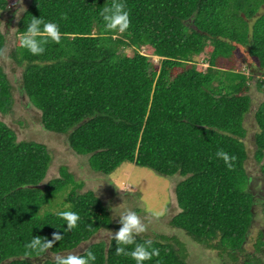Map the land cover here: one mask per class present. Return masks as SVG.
Wrapping results in <instances>:
<instances>
[{"label": "trees", "instance_id": "16d2710c", "mask_svg": "<svg viewBox=\"0 0 264 264\" xmlns=\"http://www.w3.org/2000/svg\"><path fill=\"white\" fill-rule=\"evenodd\" d=\"M114 2L130 13L123 33L107 30L100 15ZM9 12L8 0H0V57L6 47L2 17ZM33 17L57 23L62 34L39 56L19 45ZM16 35L9 56L22 69L18 89L39 111L43 129L65 135L70 149L100 175L112 176L129 164L182 177L174 188L179 212L169 226L237 264L256 218L245 167V119L253 74L260 76L255 88L264 94V0H29ZM203 52L206 68L197 62ZM13 90L0 65L1 116L12 110ZM254 120V159L264 178V102L254 109ZM219 150L234 157L231 169L217 157ZM51 162L44 144L17 141L0 120V264H56L49 257L76 250L102 230L114 236L122 227L93 191H77L82 184L65 167L43 185ZM69 210L80 216L71 230L58 215ZM56 232L63 239L46 251L27 246L33 237L51 240ZM263 238L260 231L257 253L263 252ZM149 240L159 255L144 264H187V248L177 237L135 236L137 244ZM117 247L111 236L78 255L94 253V264H136L117 255ZM134 247L125 246L128 252ZM244 256L243 264H264Z\"/></svg>", "mask_w": 264, "mask_h": 264}, {"label": "rangeland", "instance_id": "374dc122", "mask_svg": "<svg viewBox=\"0 0 264 264\" xmlns=\"http://www.w3.org/2000/svg\"><path fill=\"white\" fill-rule=\"evenodd\" d=\"M28 4L29 0H22V4H16V0H8L11 12L4 14L2 17V30L6 34V47L3 55L0 57V65L4 68L10 83L14 87V105L10 114L6 116L0 115V120L15 132L17 141H34L47 147L52 162L43 185L51 179L59 178L60 168L65 167L67 172L73 177V180L76 183L82 184L81 189L77 191L80 193L93 191L111 212L114 223L120 222V215L126 210L145 209L146 213H143L144 215L142 213H137V215L146 226V231L136 236H148L149 239H153L158 235L177 237L187 248V264H236L226 255H224L223 259H220L217 250L206 249L194 242L184 231L169 226L171 217L179 212L175 202L174 188L177 183L183 180L182 177L179 175L164 177L149 169L136 167L135 165L130 166L129 164H122L120 168L115 170L112 176L100 175L90 169L87 157L76 155L70 149L65 135H57L43 129L40 125L39 111L31 106L25 94L19 92L18 87L20 88L22 69L9 56L10 51L17 45L19 39L16 35L17 22ZM7 21L11 22L10 27H6ZM251 22L253 23V21ZM127 53L130 52L127 51ZM144 53L145 51L143 50L142 54ZM245 56H247V53L244 56L240 53L237 55V58L243 61ZM207 58V52H203L198 56L197 62L199 66L206 68L207 64L203 60ZM151 59L156 64L160 61L157 57ZM246 60L250 61L248 57ZM238 65L242 67V62ZM224 67H228V65L226 64ZM235 70L239 71L241 69L236 66ZM242 71L250 75L247 67H243ZM258 79L259 77L254 75L253 86L250 92L252 109L245 119V127L248 133L245 139L248 154L245 167L252 179L249 190L255 195L256 218L250 228L247 242L243 248L245 250L244 255H252L264 262V248L263 252L257 253L254 247L258 241L259 232H264V201L259 202L262 199L264 200V193H260L262 191L260 186L264 183V178L261 175L259 163L254 159L255 149L253 146V135L258 130L254 120V109L264 102V94L258 92L255 88V83ZM70 187L68 186V192L71 189ZM63 201V197L57 199L51 210L53 212L58 211ZM156 213L161 214L156 215ZM113 234L112 231L102 230L90 241L81 244L76 250L63 254V256L68 254L78 255L87 245L92 242L106 241ZM244 255L239 256L237 264H243V260L246 258ZM55 257L49 258L53 260ZM41 261L44 262L43 259Z\"/></svg>", "mask_w": 264, "mask_h": 264}, {"label": "clouds", "instance_id": "9594fccd", "mask_svg": "<svg viewBox=\"0 0 264 264\" xmlns=\"http://www.w3.org/2000/svg\"><path fill=\"white\" fill-rule=\"evenodd\" d=\"M17 3L22 4V0H16V4ZM100 15L104 21L105 28L109 31H118L123 33L130 26V13L126 9L123 2H114L110 6L104 7L100 12ZM61 35L62 34L57 23L45 22V20L40 17H33L31 22L28 24L27 31L22 34L19 40V45L22 49L27 50L31 55L39 56L44 53L45 45L49 41L59 44L61 41ZM244 50L247 51L246 49ZM251 61L250 63L254 64ZM251 74L252 72H250V75ZM254 75L255 74H253V77ZM258 77L260 79V76ZM216 155L224 161L225 165L229 169L232 168L233 165L231 161L234 160V157H231L223 150H219ZM160 214L161 213H156V215ZM58 215L66 221L68 230L76 228L77 222L80 220L79 214L70 210L60 211L58 212ZM120 222L122 227L115 233L114 236H112V239L120 245V247H117L116 249L117 255L130 256L133 260H135L136 264H144L145 261H149L154 256L159 255L158 250L151 247L150 240L145 241L143 244L135 243V236L146 231V226L141 222L136 212L126 210L122 215H120ZM62 239L63 236L60 232H56L53 233L51 240H47L45 238L41 239L39 236L33 237L27 246L33 250L43 252ZM133 244H135L134 250L131 252L126 251L125 246ZM55 260L56 264H94L96 256L90 251L86 256L76 254L63 256L58 254L55 257Z\"/></svg>", "mask_w": 264, "mask_h": 264}, {"label": "flooded vegetation", "instance_id": "af4514ba", "mask_svg": "<svg viewBox=\"0 0 264 264\" xmlns=\"http://www.w3.org/2000/svg\"><path fill=\"white\" fill-rule=\"evenodd\" d=\"M260 188L262 190V191H260V193H263L264 192V183L261 184Z\"/></svg>", "mask_w": 264, "mask_h": 264}]
</instances>
